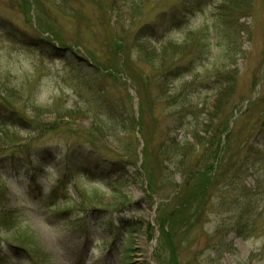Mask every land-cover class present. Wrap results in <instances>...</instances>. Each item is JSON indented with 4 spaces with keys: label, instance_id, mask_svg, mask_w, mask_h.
<instances>
[{
    "label": "rangeland",
    "instance_id": "obj_1",
    "mask_svg": "<svg viewBox=\"0 0 264 264\" xmlns=\"http://www.w3.org/2000/svg\"><path fill=\"white\" fill-rule=\"evenodd\" d=\"M99 98L135 110L117 143ZM0 122V264H264V163L236 172L264 150V0H0ZM191 177L204 214L164 234Z\"/></svg>",
    "mask_w": 264,
    "mask_h": 264
},
{
    "label": "trees",
    "instance_id": "obj_2",
    "mask_svg": "<svg viewBox=\"0 0 264 264\" xmlns=\"http://www.w3.org/2000/svg\"><path fill=\"white\" fill-rule=\"evenodd\" d=\"M230 3L231 1L234 3L235 0H228ZM246 5V4H245ZM242 6V5H240ZM241 8L246 9L245 6H242ZM142 53H145V46H141ZM177 47L168 46V45H163L161 46V51H162V57L163 60L166 57H175L173 53H176L175 50ZM231 86H228L226 91L228 92L231 89ZM225 93L223 92L222 95ZM97 110L98 112L102 113L108 121H102L101 117H98V115L95 113L94 115H91L93 124L96 128V132L103 134L104 136L112 137L113 142H116L118 140H122V138L119 136L120 131H126L135 128L137 125V118H136V113L133 108V106L128 109V107H125L124 105H115V102H110L108 99L104 98H99L98 103H97ZM116 111V112H115ZM102 115V116H103ZM127 124V125H126ZM15 131V133L13 132ZM16 134V129H11L8 123L0 122V140H8L10 138H14ZM117 138V139H116ZM187 142H179L176 139H172L170 141H164L163 146L161 148L162 154L165 157L164 160L166 161H172L174 164H176L177 168H186L188 165V157L190 155V150H188L185 145H187ZM225 148L227 149L228 146L226 144ZM263 148H264V143H263ZM249 150L246 151V154L243 155L242 157L239 158V163H237L238 167L236 172L238 174H244V172L247 170V166L250 163V167H256L258 163H264V150L262 149H254L253 147L248 148ZM179 156V160L176 161L173 159L175 156ZM217 161L219 160V165L216 167V169L219 170L221 168L222 163L224 161V157H217ZM220 158V159H219ZM188 167V166H187ZM189 172H192L193 175H195V169L190 167ZM226 174L223 172H220L219 174L213 175L211 177L209 175L208 182H207V190L208 192L210 191V186L213 183H217V181L220 182L221 178L225 176ZM203 177V175H201ZM236 177V176H235ZM189 179L187 183L182 187L180 195L177 196L176 198V205L174 206L173 210L169 213L168 217V229L167 231H164V234H170L173 230H175L176 223L177 221L181 218V214H184L186 211L189 213L184 220L185 226L191 227L196 224H198L199 218L201 215L204 214L202 212L203 206L207 203L208 205V200H204V197L200 194V191L192 188L190 186V181L192 180ZM262 183V182H260ZM259 187V185H257ZM249 195H253L252 190L250 191ZM208 196V195H207ZM256 201H249L248 204H245L243 207V203H239L238 209H241V212L239 213V220L236 222L239 223L237 226L238 228V234L240 236H249L251 232L255 231L254 225H255V220H253L250 216H252L254 212V208ZM254 204V208L252 206ZM262 211V209H261ZM184 218H182L183 220ZM126 234H130L132 236V231H127ZM126 252L127 257L129 258L132 251Z\"/></svg>",
    "mask_w": 264,
    "mask_h": 264
}]
</instances>
